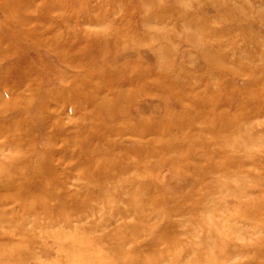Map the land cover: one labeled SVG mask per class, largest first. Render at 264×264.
I'll return each instance as SVG.
<instances>
[{
	"label": "rangeland",
	"instance_id": "374dc122",
	"mask_svg": "<svg viewBox=\"0 0 264 264\" xmlns=\"http://www.w3.org/2000/svg\"><path fill=\"white\" fill-rule=\"evenodd\" d=\"M0 264H264V0H0Z\"/></svg>",
	"mask_w": 264,
	"mask_h": 264
}]
</instances>
